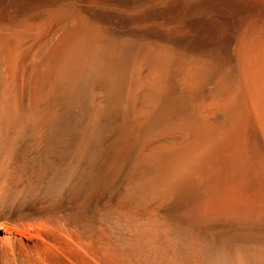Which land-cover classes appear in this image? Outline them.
Segmentation results:
<instances>
[{"label":"bare ground","instance_id":"1","mask_svg":"<svg viewBox=\"0 0 264 264\" xmlns=\"http://www.w3.org/2000/svg\"><path fill=\"white\" fill-rule=\"evenodd\" d=\"M0 264H264V0H0Z\"/></svg>","mask_w":264,"mask_h":264}]
</instances>
